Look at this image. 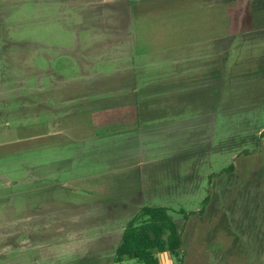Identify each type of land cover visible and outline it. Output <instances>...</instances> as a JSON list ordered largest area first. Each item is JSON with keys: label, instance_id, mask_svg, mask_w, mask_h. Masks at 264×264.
I'll use <instances>...</instances> for the list:
<instances>
[{"label": "rangeland", "instance_id": "obj_1", "mask_svg": "<svg viewBox=\"0 0 264 264\" xmlns=\"http://www.w3.org/2000/svg\"><path fill=\"white\" fill-rule=\"evenodd\" d=\"M262 134L264 0H0V264H264Z\"/></svg>", "mask_w": 264, "mask_h": 264}, {"label": "trees", "instance_id": "obj_2", "mask_svg": "<svg viewBox=\"0 0 264 264\" xmlns=\"http://www.w3.org/2000/svg\"><path fill=\"white\" fill-rule=\"evenodd\" d=\"M264 134L260 137L263 138ZM261 149L262 147L257 146ZM257 148L254 150L256 151ZM253 150L246 148L242 153L249 155ZM236 166L231 164L219 175H231ZM210 200V195L204 198L200 213H202ZM188 218L191 213L181 211ZM182 234L179 224L173 219L168 207H150L142 209L139 218L128 224L124 230L122 241L116 249L115 262L123 264L133 261L134 264H159V254L169 253L182 264L185 252L182 248Z\"/></svg>", "mask_w": 264, "mask_h": 264}]
</instances>
